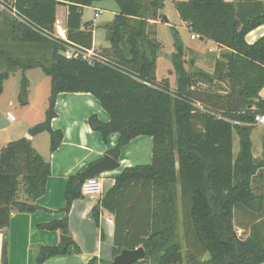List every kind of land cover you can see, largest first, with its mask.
I'll list each match as a JSON object with an SVG mask.
<instances>
[{"label": "trees", "instance_id": "1", "mask_svg": "<svg viewBox=\"0 0 264 264\" xmlns=\"http://www.w3.org/2000/svg\"><path fill=\"white\" fill-rule=\"evenodd\" d=\"M103 1L109 0H0V11L8 14L4 19L11 43L38 54L32 60L14 58L0 43V67L7 68L0 73V94L4 80L15 70L40 68L50 79L43 122L29 129L27 137L6 144L0 151L2 262L6 263L11 213L37 211L36 202L45 194L50 176L49 163L33 148L30 138L47 133L50 153L57 150L63 135L51 128V121L56 117L58 94L89 93L109 115L107 123L91 115L90 128L105 143L111 134L118 135L117 145L106 155L118 160L121 149L131 141L143 136L152 139L151 163L124 168L91 213L96 223L100 208L113 215L114 256L122 250L143 248L145 258L135 264H264V240L259 230L255 227L252 236L241 240L233 225L236 206L256 213L264 202L251 187L263 165L251 155L250 142L254 115L264 113L260 98L264 35L253 44L245 42L249 32L264 25V11L245 18L223 0L175 2L180 20L188 24L192 34L228 51L212 75L198 69L187 71L184 51L173 53L169 59L176 84L171 90L167 77L156 80L161 45L149 24L163 21L159 11L165 0H112L117 13L105 26L109 43L105 57L65 59L70 44L79 52L91 49V24L85 23V29L80 30L82 12ZM60 2L68 7L65 40L54 36ZM215 80L226 84L222 96L214 93L222 89ZM199 83L209 84L210 91L202 90ZM27 93L23 78L18 97L23 106ZM231 121L242 125H232ZM233 132L239 138L235 158ZM77 177L69 178L64 192L61 211L65 217L42 228L68 234L66 215L71 203L82 196ZM178 204L184 255L177 238ZM72 246L79 252L74 243ZM55 256L57 247H42L35 264ZM88 264H95V260Z\"/></svg>", "mask_w": 264, "mask_h": 264}, {"label": "crops", "instance_id": "2", "mask_svg": "<svg viewBox=\"0 0 264 264\" xmlns=\"http://www.w3.org/2000/svg\"><path fill=\"white\" fill-rule=\"evenodd\" d=\"M223 1L234 5L240 17L246 18L264 11V0ZM175 2L177 1H173V3ZM64 4L56 8L54 24L56 34V24L60 27L62 40L66 38L68 17V7ZM97 4L83 10L80 30L85 29V23L91 24L92 43L90 51L102 58V56L105 57V52L109 49L105 26L113 21L117 13V7L111 11V16L113 17L111 22H96L95 20L99 19L101 14L100 6L96 7ZM86 11L89 12L87 15H85ZM158 22L149 21V24L156 26ZM184 25L188 27L187 23H184ZM7 31L8 26L4 30L5 35ZM263 35L264 25L258 26L245 36V42L253 44ZM198 39L200 44L208 45V48L213 49L217 46L212 41ZM9 43L13 51L21 52L20 55H23L14 58L22 59L36 54L31 48L11 43L10 39ZM187 49L191 53L186 54ZM187 49H183L186 54L185 60L191 59L195 69L208 75L214 74L216 63L222 62V54L228 51L220 48L216 51L220 53L219 57L206 60L198 47ZM4 50L7 54L11 53H8L7 47ZM205 53H208V51ZM35 56H38V54ZM167 66L168 76L164 77L168 78L170 88L173 90L175 89V84H173L172 79L175 75L171 72L170 59ZM184 67L186 69L187 65L185 64ZM2 69L0 67V71ZM38 69L40 68L25 72L15 70L3 82L2 93L0 94V151L6 144L27 137L28 130L43 122L45 118L50 95V79L45 76L41 69L42 73H38L36 71ZM156 72V80L159 81L160 78ZM10 78H14L13 83H11ZM23 78L27 81L28 91L27 104L24 106L18 101ZM8 83L9 89L6 90L5 87ZM214 84L218 88H223L224 86V83L216 80ZM199 85L202 90L210 91L209 84L199 83ZM214 93L220 96L225 94L222 89H217ZM55 112L56 117L51 121V128L60 130L63 135L57 150L50 153L49 135L47 133L30 138L33 148L50 165V176L47 180L45 194L36 202L39 207L37 211L33 213H11L6 231V263L2 262L3 233L0 232V264H35V257L42 247H57L59 252L60 236L65 234L60 231L46 230L42 226L54 221H60L65 217V213L61 209L64 205L63 197L69 178L79 176L117 145V134H111L105 143L101 135L93 131L88 124V118L91 115H96L98 120L103 123L109 121L108 113L100 106L93 95L89 93H60L55 101ZM261 155H254L253 158L258 159ZM151 159L152 139L150 137H138L122 148L117 160L119 168L104 172L96 177L101 183V195L94 198L81 196L71 203L69 212L66 215L68 229L66 236L71 238V243L62 255L58 253V256L49 258L41 264H88L91 260H95V264H103L104 262L110 264L115 257L113 254L114 217L105 209L100 208L98 223H96L91 216L92 210L96 205L100 204L101 198L114 185V177L119 175L124 168L149 165ZM73 243L77 246L79 252H74V246L71 247Z\"/></svg>", "mask_w": 264, "mask_h": 264}, {"label": "rangeland", "instance_id": "3", "mask_svg": "<svg viewBox=\"0 0 264 264\" xmlns=\"http://www.w3.org/2000/svg\"><path fill=\"white\" fill-rule=\"evenodd\" d=\"M173 1H182V0H165L163 3V6L161 8L160 15L162 17H165L168 21V23H164V21H159L155 28V40H157L158 43L161 45V49L158 53V58L156 62V69H157V76L161 79L164 76H168V63H169V57L171 54L175 53L176 46H181L182 51L186 50L187 48H194L198 47L200 52L203 53V57L208 59H216L219 57L220 53L214 52V53H205L208 50V45L200 44L199 39H196L193 41L191 39V30L184 25V23L180 20L177 11L175 9V5ZM100 6L101 14L100 18L96 19L97 22H103L108 23L112 21L111 11L116 8V4L114 1H103L102 3L97 4L96 7ZM89 12H85V15H87ZM5 16V17H4ZM8 14H3L0 11V43L1 45H4L8 48V53L12 57H18L21 52L13 51V48L11 49V45L9 43L8 37L4 34V30L7 29V19ZM152 30V28H150ZM150 30V32H151ZM54 35L57 36L56 32L54 31ZM178 42L177 44H175ZM184 49V50H183ZM10 50V51H9ZM185 53V52H184ZM191 53L189 49L186 50V54ZM185 54V55H186ZM23 56V55H20ZM38 56H28L25 58H22L23 60H32L34 58L37 59ZM191 59L188 61L185 60V64L187 65L186 69L189 72L194 71L193 63L191 62ZM7 68L3 69L1 72L6 71ZM38 73H42L40 69L36 70ZM11 72L10 74H12ZM16 79V78H15ZM11 83H13L14 78H10ZM173 84H176L175 77L172 79ZM222 87V86H221ZM226 85L224 84L222 90H226ZM6 90L9 89V83L5 87ZM13 95V93H12ZM260 98L264 100V88L260 92ZM250 142H251V155H257L260 156L262 152L264 151V128L263 127H254L251 134H250ZM239 151V138L236 134V132H233V144H232V156L233 158L236 157L237 153ZM42 154V153H41ZM257 163H262V167L259 168L255 176L253 177V182L251 184V187L253 189V192L255 195H262L264 197V155L262 154L260 158L256 159ZM178 208V222H177V238L180 241L182 245V254L184 255L186 253V249L184 247V242L182 240V225H181V209L180 204L177 205ZM233 225L235 228V232L238 238L241 240L246 239L249 236H252L255 232V227L257 230H259L260 235L262 239L264 240V202H263V208L256 212L252 213L240 206H236L234 208L233 213ZM150 264H154L150 262Z\"/></svg>", "mask_w": 264, "mask_h": 264}, {"label": "water", "instance_id": "4", "mask_svg": "<svg viewBox=\"0 0 264 264\" xmlns=\"http://www.w3.org/2000/svg\"><path fill=\"white\" fill-rule=\"evenodd\" d=\"M60 4H64L60 2ZM164 23H168L167 19L163 17ZM176 53L182 54V47L176 46ZM119 168V162L113 159L109 155H104L101 160L95 164L88 167L84 172H82L76 179L80 184L84 183L86 180L91 179L97 175L104 172L113 171ZM71 243V238L66 235L60 236L59 245V255H62L66 250L67 246ZM145 258V252L143 248H137L135 250H122L117 256L114 257L110 264H135L137 262L143 261ZM210 256L207 254L205 259L208 260Z\"/></svg>", "mask_w": 264, "mask_h": 264}, {"label": "built area", "instance_id": "5", "mask_svg": "<svg viewBox=\"0 0 264 264\" xmlns=\"http://www.w3.org/2000/svg\"><path fill=\"white\" fill-rule=\"evenodd\" d=\"M11 15L13 17L15 16V13L12 12ZM56 30H57V36L54 35L57 38H61L60 37V27L58 26V24H56ZM199 36L195 35V34H191V39H198ZM65 40V39H63ZM220 48L216 46V48H208V53H214L217 50H219ZM78 49L75 47V45L70 44L67 51H65L64 53V57L65 59L69 60L72 58H76L78 57V55H82V58L87 59L90 57H95L96 55L94 53H92V51L90 50H86V51H77ZM145 85H148L147 83H144ZM198 108H201L199 106V104L196 106ZM232 125L235 126H241L242 124L237 122V121H231ZM253 127H263L264 128V113H258L256 115H254V120L253 123L251 124ZM81 195L84 197H90V198H94L96 196L101 195V183L99 182V180L96 177H93L91 179L86 180L84 183H82L81 186Z\"/></svg>", "mask_w": 264, "mask_h": 264}]
</instances>
